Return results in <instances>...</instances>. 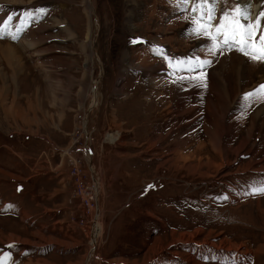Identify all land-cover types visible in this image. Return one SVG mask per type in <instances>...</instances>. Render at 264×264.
<instances>
[{"label":"rangeland","instance_id":"rangeland-1","mask_svg":"<svg viewBox=\"0 0 264 264\" xmlns=\"http://www.w3.org/2000/svg\"><path fill=\"white\" fill-rule=\"evenodd\" d=\"M189 1L0 0V264H264V57Z\"/></svg>","mask_w":264,"mask_h":264},{"label":"snow or ice","instance_id":"snow-or-ice-1","mask_svg":"<svg viewBox=\"0 0 264 264\" xmlns=\"http://www.w3.org/2000/svg\"><path fill=\"white\" fill-rule=\"evenodd\" d=\"M184 3H189V0H182ZM219 0H193L194 5H198L200 9V28L199 31L208 35L210 39L214 41L213 48H216L221 38L226 46H231L236 44L239 46L240 50L248 55V49L253 48V58L264 57V35L260 36L261 46L258 49L259 56L256 54L255 46L253 43V35L256 31V26L260 24V18L264 17V11H261L255 24L253 23H242L241 21H246L249 18V14L246 11L247 6L241 5L239 2L233 5L232 8L227 11H222V14L219 16L220 23L214 24L211 21L214 19L215 14V4ZM193 12L197 11V8L193 6ZM38 11L43 12L44 9H39ZM207 18V22L205 21ZM12 20V17L9 16L7 20L0 22V38H3L7 33L11 32L12 29H7L5 25ZM212 29H215L216 34H212ZM20 28H16L15 32L19 33ZM199 34V33H198ZM13 40L18 39V36L13 34L11 36ZM212 53V49L209 50ZM204 63H210V61H205ZM260 89L264 90V84L260 85ZM246 95H252L248 93ZM253 194H264V187L255 188L252 190ZM227 199V197H224ZM11 247V246H10Z\"/></svg>","mask_w":264,"mask_h":264},{"label":"built area","instance_id":"built-area-1","mask_svg":"<svg viewBox=\"0 0 264 264\" xmlns=\"http://www.w3.org/2000/svg\"><path fill=\"white\" fill-rule=\"evenodd\" d=\"M78 185H81L80 183V172L78 169ZM99 187V185H98ZM92 190H97V183L95 181L92 182V189L90 191H86L85 192V197H84V202L86 207H90L91 206V202H93L95 200V196H94V192H92Z\"/></svg>","mask_w":264,"mask_h":264},{"label":"water","instance_id":"water-1","mask_svg":"<svg viewBox=\"0 0 264 264\" xmlns=\"http://www.w3.org/2000/svg\"><path fill=\"white\" fill-rule=\"evenodd\" d=\"M96 97H97V92H96ZM98 217H99V215L96 216V218H98ZM95 229H96V224L94 225V228H93V231H92V241H93L92 243H93V245H95V243H96ZM93 249H91V251H93ZM90 255H91V253H90ZM90 255H89V257H90ZM89 257H88V259H89Z\"/></svg>","mask_w":264,"mask_h":264},{"label":"bare ground","instance_id":"bare-ground-1","mask_svg":"<svg viewBox=\"0 0 264 264\" xmlns=\"http://www.w3.org/2000/svg\"><path fill=\"white\" fill-rule=\"evenodd\" d=\"M189 3H190V1H189ZM245 4V3H244ZM93 6V5H92ZM248 6V5H247ZM260 7V6H259ZM259 7H257V8H259ZM255 9H256V7H255ZM256 10H258V9H256ZM260 11V10H259ZM250 16V18L249 19H251V20H253V19H255V15H253L252 16V14L251 15H249ZM243 23L244 22H246V21H242ZM214 24H216V23H214ZM211 136V135H210ZM114 136H111L110 138H111V140H112V138H113ZM216 139V138H215ZM214 141V140H213ZM112 142V141H111ZM215 142H218V140L217 141H215Z\"/></svg>","mask_w":264,"mask_h":264},{"label":"crops","instance_id":"crops-1","mask_svg":"<svg viewBox=\"0 0 264 264\" xmlns=\"http://www.w3.org/2000/svg\"><path fill=\"white\" fill-rule=\"evenodd\" d=\"M16 182V186H20V184L18 183V181H15ZM17 193H19L20 189H17ZM24 191V190H21V192ZM97 239V238H96Z\"/></svg>","mask_w":264,"mask_h":264}]
</instances>
